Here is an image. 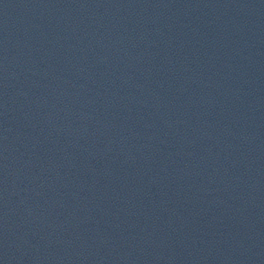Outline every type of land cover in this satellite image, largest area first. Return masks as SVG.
Wrapping results in <instances>:
<instances>
[{
  "label": "water",
  "instance_id": "obj_1",
  "mask_svg": "<svg viewBox=\"0 0 264 264\" xmlns=\"http://www.w3.org/2000/svg\"><path fill=\"white\" fill-rule=\"evenodd\" d=\"M0 264H264V0H0Z\"/></svg>",
  "mask_w": 264,
  "mask_h": 264
}]
</instances>
